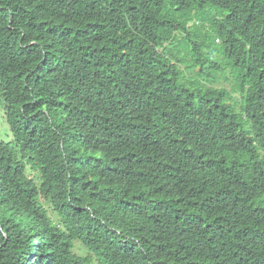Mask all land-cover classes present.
<instances>
[{"label": "trees", "instance_id": "1", "mask_svg": "<svg viewBox=\"0 0 264 264\" xmlns=\"http://www.w3.org/2000/svg\"><path fill=\"white\" fill-rule=\"evenodd\" d=\"M0 264H264V0H0Z\"/></svg>", "mask_w": 264, "mask_h": 264}, {"label": "rangeland", "instance_id": "2", "mask_svg": "<svg viewBox=\"0 0 264 264\" xmlns=\"http://www.w3.org/2000/svg\"><path fill=\"white\" fill-rule=\"evenodd\" d=\"M218 84L221 86H225L229 89H233L235 87V80L229 69L226 70L224 75L219 74ZM235 95L239 96V93L235 92ZM75 246L76 247L74 249L77 253L79 254L85 253V250H86L85 247L81 245L78 241L76 242Z\"/></svg>", "mask_w": 264, "mask_h": 264}]
</instances>
